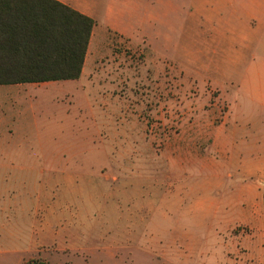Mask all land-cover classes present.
<instances>
[{
    "label": "rangeland",
    "instance_id": "374dc122",
    "mask_svg": "<svg viewBox=\"0 0 264 264\" xmlns=\"http://www.w3.org/2000/svg\"><path fill=\"white\" fill-rule=\"evenodd\" d=\"M87 1L57 136L0 158V264H264V0Z\"/></svg>",
    "mask_w": 264,
    "mask_h": 264
},
{
    "label": "trees",
    "instance_id": "16d2710c",
    "mask_svg": "<svg viewBox=\"0 0 264 264\" xmlns=\"http://www.w3.org/2000/svg\"><path fill=\"white\" fill-rule=\"evenodd\" d=\"M95 24L57 0H0V85L78 80Z\"/></svg>",
    "mask_w": 264,
    "mask_h": 264
},
{
    "label": "crops",
    "instance_id": "0c3cea01",
    "mask_svg": "<svg viewBox=\"0 0 264 264\" xmlns=\"http://www.w3.org/2000/svg\"><path fill=\"white\" fill-rule=\"evenodd\" d=\"M57 1L93 18L95 8L87 0ZM83 74L84 68L78 80L0 85V158L11 155L10 151L16 142L41 144L43 138L54 140L58 134V123L61 124V119L58 121L56 117L59 99L67 93L64 85L80 83ZM43 112H47V115L44 119H39L38 114ZM41 157L44 161L40 171L47 176L45 183L48 189L45 191H48L47 198L53 202L56 200V194L53 191L55 187L52 188L51 184L58 182L60 155L56 151H51L44 152ZM1 166L4 164L0 163ZM262 174L264 175V168ZM254 250V255L262 253L258 243L255 244Z\"/></svg>",
    "mask_w": 264,
    "mask_h": 264
}]
</instances>
